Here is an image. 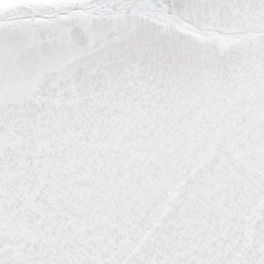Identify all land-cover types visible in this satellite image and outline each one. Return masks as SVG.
<instances>
[{
  "label": "snow or ice",
  "instance_id": "obj_1",
  "mask_svg": "<svg viewBox=\"0 0 264 264\" xmlns=\"http://www.w3.org/2000/svg\"><path fill=\"white\" fill-rule=\"evenodd\" d=\"M0 264H264V0H0Z\"/></svg>",
  "mask_w": 264,
  "mask_h": 264
}]
</instances>
